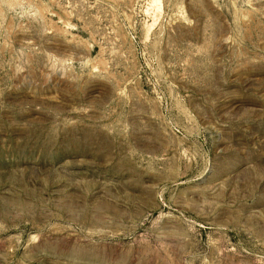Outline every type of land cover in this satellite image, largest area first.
Returning a JSON list of instances; mask_svg holds the SVG:
<instances>
[{"label": "rangeland", "instance_id": "obj_1", "mask_svg": "<svg viewBox=\"0 0 264 264\" xmlns=\"http://www.w3.org/2000/svg\"><path fill=\"white\" fill-rule=\"evenodd\" d=\"M0 264H264V0H0Z\"/></svg>", "mask_w": 264, "mask_h": 264}]
</instances>
